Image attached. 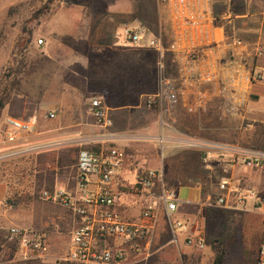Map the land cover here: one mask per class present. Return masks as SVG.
<instances>
[{"label":"rangeland","instance_id":"obj_1","mask_svg":"<svg viewBox=\"0 0 264 264\" xmlns=\"http://www.w3.org/2000/svg\"><path fill=\"white\" fill-rule=\"evenodd\" d=\"M214 2L220 16L228 13L231 17L220 21L226 33L251 41L261 39L264 43V28L261 37L251 34L264 17V0ZM123 24L142 25L156 35L162 31L163 37L169 34L168 16L162 0H0V98L6 94L10 96L0 118V264H27L6 244L10 241L5 236L12 227L45 235L49 254L44 261L39 260L41 263L78 264L59 260L69 253L79 218L70 207L45 199L43 191L36 190L35 175L37 171L55 167L52 162L55 152L52 147L48 150V143L75 137L73 132L57 131L61 107L75 104L81 111L83 107L90 109L94 99H100L95 94H87L99 86L96 78L87 74L91 65L96 64L92 57H85L89 54L87 48L121 45L116 34ZM131 58L130 65H137V56L131 55ZM133 71L131 84L137 80L138 71L135 68ZM17 80L20 83L15 86ZM141 80L144 81V77ZM155 82L158 84L157 70L155 80L150 78L148 82L149 97L158 92ZM259 107L263 108L264 102ZM33 116L38 119L34 131L15 132L14 142H9L2 134L6 117L25 120ZM190 116L186 124L179 121L172 128L187 130L193 136V141L189 142L192 147L202 149L199 146L202 143L211 146L207 149L212 154V169L208 175L211 202L220 194L219 185L224 177L238 189L258 190L262 194L264 163L250 169L243 165L241 155L224 154L217 149L247 138L249 132L245 128L253 124L251 120L238 119L234 123L216 110L207 115ZM235 125L241 129L228 128ZM229 162L237 165L233 176L225 167ZM71 188L70 175L58 177L57 189ZM73 193L78 199V192ZM195 193L198 202L201 190L196 189ZM221 209L208 202L184 209L186 220L206 243L202 251L191 247L192 261L185 264H212L215 258L213 241L222 239L224 234L225 215ZM230 211L233 212L231 225L236 228V233L228 243L225 264H256L257 252L264 240L263 212L259 207L248 206ZM145 244L139 243V247L133 249L138 255L134 258L127 255L126 261L157 264L152 254L142 258L154 249V239L149 249H145ZM141 258L143 260L138 261Z\"/></svg>","mask_w":264,"mask_h":264},{"label":"built area","instance_id":"obj_2","mask_svg":"<svg viewBox=\"0 0 264 264\" xmlns=\"http://www.w3.org/2000/svg\"><path fill=\"white\" fill-rule=\"evenodd\" d=\"M162 2L169 23L167 43L162 31L156 35L142 25L123 24L116 34L123 46L150 49L157 54L158 92L147 99L148 106L155 105L162 116L180 106L191 115H207L213 110L224 117L240 115L248 106L254 88L264 85V68L258 65L264 58L262 40L220 34V21L231 17L224 13L218 18L214 0ZM91 114L98 125H112L101 99L91 102ZM2 124V134L9 142H14L17 138L15 132L34 131L38 119L34 116L25 120L6 117ZM199 146L204 149L205 161L211 160L212 154L207 151L211 146L207 143ZM217 149L224 150L221 146ZM228 151L241 155L247 168L256 169L264 163V147L231 148ZM124 159V151L114 146L83 150L78 159L79 198L63 189L56 190L54 195L43 192L45 199L70 207L79 218L72 233L69 253L60 262L122 263L127 258L125 252H115L108 245L109 239L130 242L138 248L139 243H147L154 237L159 218L156 204L144 208L140 222L128 221L120 212V194L113 185ZM157 184L160 190L158 200L165 207L173 233H185L188 246L204 250L206 243L202 237L195 234L189 222L178 216L182 202L176 190L166 184L161 170H147L132 184V189L142 193L151 191ZM219 190L218 197L208 203L227 210H243L250 200L254 201L255 207L262 206L263 201L254 190H240L227 177L221 180ZM5 239L17 243L20 260L44 261L48 257L49 246L43 234L12 227ZM256 264H264V240L258 249Z\"/></svg>","mask_w":264,"mask_h":264},{"label":"crops","instance_id":"obj_3","mask_svg":"<svg viewBox=\"0 0 264 264\" xmlns=\"http://www.w3.org/2000/svg\"><path fill=\"white\" fill-rule=\"evenodd\" d=\"M262 28H264V17L251 34L254 37H261ZM219 33L226 34L225 27L221 23ZM87 51L89 54L85 57L89 59L92 57L96 62L95 65H91L87 74L96 78L99 85L96 90L88 91L87 94L100 97L112 120V125L107 127L98 125L91 114V108L83 107L78 111V106L75 104L72 107L63 105L59 113L57 131L73 132L75 137L48 143V150L52 147L55 156L61 150L73 147H80L82 150H100L114 146L123 150L125 153L123 167L113 185L115 191L120 194V212L126 220L136 222L141 221L142 211L147 206L156 204L159 212L157 230L153 237L154 249L142 258L152 254L157 264L189 263L193 257L192 248L186 243L185 233H173L165 207L158 200L159 185L157 184L151 191L137 193L132 189V184L149 169L161 170L166 184L176 190L182 202L178 216L184 220H186L185 208L203 206L210 200L208 175L212 169L211 160L205 161V152L190 145L193 136L188 134L187 130L172 128V125L179 121L186 124L191 114L180 106L170 114L162 116L157 107L148 106L147 99L150 93L148 82L150 78L155 80L157 70V54L153 50L108 44L92 45ZM131 55L138 58L135 66L130 65L133 60ZM258 65L264 68V58L258 62ZM134 68L138 71L137 80L131 84L130 77ZM142 75L144 81L141 80ZM155 85L158 87L156 82ZM262 88L264 87L254 88V93L259 94L258 97L250 100L240 115L226 117L234 123L238 119L247 118L253 124L245 128L249 132L247 138L243 137L244 139L232 145H223L224 154H234L228 151L231 148L248 150L264 147V107H259L264 102V96L260 91ZM258 123L263 126H258ZM228 128L233 131L241 129L238 125ZM225 167L232 171V176L235 175L236 164L229 162ZM91 188H94V183L91 184ZM196 189L201 190V200L198 202L195 200ZM254 191L263 201L260 210L264 212V191L262 194L258 190ZM248 207L255 208L254 201H248ZM151 240L145 244V249H149ZM108 245L115 252L124 251L128 257L134 258L138 255L130 242L109 239ZM142 258L138 261L143 260ZM129 263L126 261L125 264Z\"/></svg>","mask_w":264,"mask_h":264},{"label":"trees","instance_id":"obj_4","mask_svg":"<svg viewBox=\"0 0 264 264\" xmlns=\"http://www.w3.org/2000/svg\"><path fill=\"white\" fill-rule=\"evenodd\" d=\"M216 14L218 18H220V15L216 11ZM229 35L228 33H226ZM164 41L167 43L168 37L164 36ZM20 81H15L14 85H18ZM261 93L264 96V88H262ZM259 94H255L253 92L252 97H258ZM10 96L8 94L2 96L0 98V118L1 115L6 108V106L9 103ZM153 107H156L155 105ZM258 126H263L261 124H257ZM91 150H98V149H91ZM83 151L80 147H73L68 148L63 151H60L52 160L53 164L55 165L54 169H44L42 171H37L36 173V190L38 192L40 191H47L51 193L52 195L55 194L58 185V177L63 174H68L71 177L72 181V188L65 190L68 193H72L76 190L79 183L80 174L78 171V159L79 155ZM64 190V189H63ZM221 212L225 215V226H224V234L222 236V239L218 241H213V247L215 249V258L212 262V264H225L226 257H227V251H228V243L230 240L234 239L236 228H232V219L231 214L233 213L230 210L221 209ZM8 248H13L14 251H17V243L15 241L13 242H7L6 243ZM27 264L35 263V264H43L39 260H30L26 262ZM67 264V263H62Z\"/></svg>","mask_w":264,"mask_h":264}]
</instances>
